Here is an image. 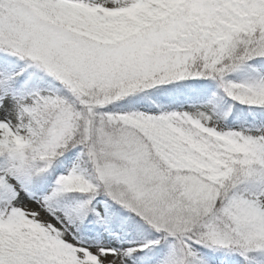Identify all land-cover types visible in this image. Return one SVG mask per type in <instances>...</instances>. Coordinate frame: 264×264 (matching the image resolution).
<instances>
[{
    "label": "snow or ice",
    "instance_id": "1",
    "mask_svg": "<svg viewBox=\"0 0 264 264\" xmlns=\"http://www.w3.org/2000/svg\"><path fill=\"white\" fill-rule=\"evenodd\" d=\"M0 264H264V0H0Z\"/></svg>",
    "mask_w": 264,
    "mask_h": 264
}]
</instances>
